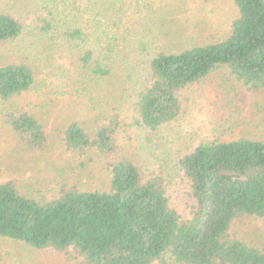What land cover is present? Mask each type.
<instances>
[{
	"label": "trees",
	"instance_id": "16d2710c",
	"mask_svg": "<svg viewBox=\"0 0 264 264\" xmlns=\"http://www.w3.org/2000/svg\"><path fill=\"white\" fill-rule=\"evenodd\" d=\"M232 2L237 16L225 38L151 57L147 82L135 105L141 127L154 132L177 120L182 113L179 92L218 67H226L249 89L264 91V0ZM115 12L125 14L123 9ZM47 19H39V29L51 33ZM123 26L121 19H94L60 31L63 41L81 47L79 62L88 75L105 79L118 45L127 38ZM22 29L13 16L0 14V42L18 38ZM33 85L34 74L27 65L0 66L3 103ZM115 112L111 110L92 132L72 123L63 137L68 149L94 150L106 159L108 190L64 187L51 197L36 199L21 194L13 181L2 182L0 238L65 253L79 264H264V251L231 232L243 217L264 218V142L241 138L201 143L181 157L178 166L195 201L191 217L184 219L171 207L161 178L144 180L130 160L113 159L115 135L123 124ZM3 115L24 147H43L46 134L34 117L13 111Z\"/></svg>",
	"mask_w": 264,
	"mask_h": 264
},
{
	"label": "rangeland",
	"instance_id": "374dc122",
	"mask_svg": "<svg viewBox=\"0 0 264 264\" xmlns=\"http://www.w3.org/2000/svg\"><path fill=\"white\" fill-rule=\"evenodd\" d=\"M0 14L13 16L23 26L18 38L0 42V66L22 63L34 74L30 91L0 101V183L13 181L27 197H51L64 187L108 190L106 159L94 150L68 149L63 137L72 123L92 132L111 110L123 122L115 135L113 159L130 160L144 180L161 178L171 207L184 219L191 217L195 201L178 166L181 157L201 143L241 138L264 142V91L249 89L226 67L179 92L182 113L177 120L154 132L137 122L135 105L151 57L225 38L237 16L232 0H0ZM44 17L51 33L39 29ZM94 19H121L127 33L105 79L88 75L79 62L81 47L63 41L60 31ZM6 111L27 112L43 126L47 140L41 149L21 144L4 119ZM231 232L264 251V218L243 217ZM0 264L79 261L0 238Z\"/></svg>",
	"mask_w": 264,
	"mask_h": 264
}]
</instances>
